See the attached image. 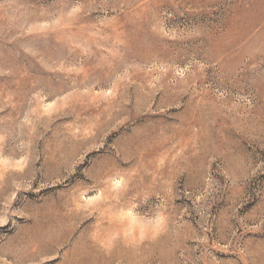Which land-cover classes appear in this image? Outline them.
Listing matches in <instances>:
<instances>
[{"label": "rangeland", "instance_id": "374dc122", "mask_svg": "<svg viewBox=\"0 0 264 264\" xmlns=\"http://www.w3.org/2000/svg\"><path fill=\"white\" fill-rule=\"evenodd\" d=\"M0 264H264V0H0Z\"/></svg>", "mask_w": 264, "mask_h": 264}, {"label": "clouds", "instance_id": "9594fccd", "mask_svg": "<svg viewBox=\"0 0 264 264\" xmlns=\"http://www.w3.org/2000/svg\"><path fill=\"white\" fill-rule=\"evenodd\" d=\"M129 215H131V213H129ZM158 219H159V218H157V220H158ZM157 220H153V221H151V223H156Z\"/></svg>", "mask_w": 264, "mask_h": 264}]
</instances>
